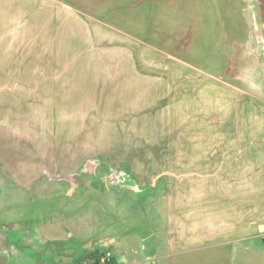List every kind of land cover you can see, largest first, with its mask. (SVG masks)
<instances>
[{
  "label": "rangeland",
  "instance_id": "374dc122",
  "mask_svg": "<svg viewBox=\"0 0 264 264\" xmlns=\"http://www.w3.org/2000/svg\"><path fill=\"white\" fill-rule=\"evenodd\" d=\"M55 1L0 0V264H264L262 238L218 242L208 202L170 196L259 152L264 0Z\"/></svg>",
  "mask_w": 264,
  "mask_h": 264
},
{
  "label": "crops",
  "instance_id": "0c3cea01",
  "mask_svg": "<svg viewBox=\"0 0 264 264\" xmlns=\"http://www.w3.org/2000/svg\"><path fill=\"white\" fill-rule=\"evenodd\" d=\"M42 1L46 4L50 3V0ZM52 1L57 3L55 0ZM3 46L0 44V50H2ZM10 59L11 58L8 59L10 62H5L0 59V69L4 67V63L8 65H6V68H14L13 61ZM205 73L206 72H204V74ZM163 85L165 86V80L163 81ZM185 92L187 95L182 94L184 101L190 97L192 100L189 99L190 101H188L192 103L194 96L191 95L189 91ZM246 95H243V97L239 99L243 104H239L243 107L246 106V108L248 105L251 106L250 104H254V108L258 112H261V108L258 107V102H250L249 98H251V96L247 97ZM236 99H229V101L233 100V114L240 113L238 112ZM183 102H181V105ZM188 110L189 112L187 113H190V111L191 113L194 112L193 108ZM242 113L247 114L245 111ZM242 113L240 114L242 115ZM203 115H205V111ZM256 117L257 114H255V118ZM200 118L201 116L198 117V120H200ZM234 119L236 121V117ZM262 120L263 118L260 117L256 121L258 122V126L260 124L261 129L264 130V124L260 122ZM246 122L248 121L246 120ZM243 142L244 145L248 147L254 145V142H257L256 150L259 151L257 155L253 156L245 153V148L242 150L243 153L240 154L244 159L243 164H239L235 163V161L241 159L239 158V154L232 160L230 154L223 155L221 151L218 154L215 153L212 161L217 164L212 166V182L205 177V184L203 181V185L201 186L202 192L197 193V196H195L193 200L181 201L179 199L181 190L175 189L174 193L170 191V196L175 199V202L187 204V207L189 204H197L200 202H202L204 206V203L208 202L206 208H212L214 221L213 231H215L214 239H217L218 242H246L255 238H262L264 240V138H255V140L250 139L249 141L245 139ZM237 144L240 145V143ZM209 157L204 155L203 159L199 160L201 164L196 165L197 167L199 166L196 171L199 172L197 175L198 177H201L203 171H208L209 167H211V160ZM181 158L179 159L183 162V158ZM173 159L175 158L173 157ZM173 159L172 161H174ZM226 162H228V164H226ZM168 175L174 176L173 173ZM133 186V183H131V188ZM197 206L199 205L197 204ZM260 256L264 257V253Z\"/></svg>",
  "mask_w": 264,
  "mask_h": 264
},
{
  "label": "trees",
  "instance_id": "16d2710c",
  "mask_svg": "<svg viewBox=\"0 0 264 264\" xmlns=\"http://www.w3.org/2000/svg\"><path fill=\"white\" fill-rule=\"evenodd\" d=\"M108 249L105 250H89L87 253L84 254L79 260L78 264H84V262L90 261V264H119V260L115 255H108L105 259V255L107 254ZM104 256V260H102Z\"/></svg>",
  "mask_w": 264,
  "mask_h": 264
},
{
  "label": "flooded vegetation",
  "instance_id": "af4514ba",
  "mask_svg": "<svg viewBox=\"0 0 264 264\" xmlns=\"http://www.w3.org/2000/svg\"><path fill=\"white\" fill-rule=\"evenodd\" d=\"M0 234H2V233H0Z\"/></svg>",
  "mask_w": 264,
  "mask_h": 264
}]
</instances>
